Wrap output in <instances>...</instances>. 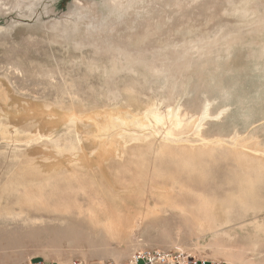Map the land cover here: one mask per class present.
I'll list each match as a JSON object with an SVG mask.
<instances>
[{
  "label": "rangeland",
  "instance_id": "1",
  "mask_svg": "<svg viewBox=\"0 0 264 264\" xmlns=\"http://www.w3.org/2000/svg\"><path fill=\"white\" fill-rule=\"evenodd\" d=\"M177 247L264 264V0H0V264Z\"/></svg>",
  "mask_w": 264,
  "mask_h": 264
},
{
  "label": "built area",
  "instance_id": "2",
  "mask_svg": "<svg viewBox=\"0 0 264 264\" xmlns=\"http://www.w3.org/2000/svg\"><path fill=\"white\" fill-rule=\"evenodd\" d=\"M37 262L36 264H45ZM48 264H59L50 262ZM62 264H87L82 260H71ZM94 264H230L221 259H213L198 256L193 252L185 251L179 247L169 249H137L127 261L117 262L113 260L98 261Z\"/></svg>",
  "mask_w": 264,
  "mask_h": 264
},
{
  "label": "bare ground",
  "instance_id": "3",
  "mask_svg": "<svg viewBox=\"0 0 264 264\" xmlns=\"http://www.w3.org/2000/svg\"><path fill=\"white\" fill-rule=\"evenodd\" d=\"M154 113L155 112H153V114ZM137 196H133L131 201L128 202L126 206L113 204V205H105L104 207L89 209L88 215L86 217L89 219V221H91L92 224H95L96 226L100 224L103 225L105 227L106 232H111V233L116 231L122 232V230H124V227L129 225H135L136 220L142 219L141 208L140 210L138 209V211H136V213L133 214L129 210L130 207H137L139 205L140 206L151 205L152 203L157 204L160 201L158 197L155 195L148 194L147 195L148 197L147 196L144 197L140 195ZM144 198H146L145 199L146 201H142V199ZM29 215L33 216L34 214L30 212ZM229 263L231 264V262Z\"/></svg>",
  "mask_w": 264,
  "mask_h": 264
},
{
  "label": "crops",
  "instance_id": "4",
  "mask_svg": "<svg viewBox=\"0 0 264 264\" xmlns=\"http://www.w3.org/2000/svg\"><path fill=\"white\" fill-rule=\"evenodd\" d=\"M45 264H48V262H46Z\"/></svg>",
  "mask_w": 264,
  "mask_h": 264
}]
</instances>
